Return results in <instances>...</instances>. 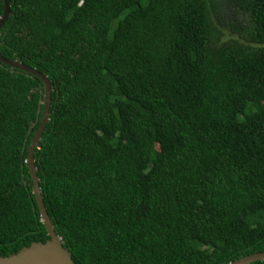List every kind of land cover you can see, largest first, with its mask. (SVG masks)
<instances>
[{
	"label": "trees",
	"instance_id": "obj_1",
	"mask_svg": "<svg viewBox=\"0 0 264 264\" xmlns=\"http://www.w3.org/2000/svg\"><path fill=\"white\" fill-rule=\"evenodd\" d=\"M8 7L0 55L51 85L32 157L74 264L264 251V0ZM42 96L38 77L0 62V256L48 238L25 162Z\"/></svg>",
	"mask_w": 264,
	"mask_h": 264
},
{
	"label": "water",
	"instance_id": "obj_2",
	"mask_svg": "<svg viewBox=\"0 0 264 264\" xmlns=\"http://www.w3.org/2000/svg\"><path fill=\"white\" fill-rule=\"evenodd\" d=\"M3 9L0 15V26L9 13L8 0H2ZM0 62L10 67L28 72L38 77L43 85L42 111L38 126L30 138L26 150L25 162L31 181V193L37 207L39 220L44 226L48 238L44 242L33 241L27 246L6 256H0V264H74L69 252L62 247L59 237L54 233L51 222L42 203L35 166L33 164L32 151L48 119L51 85L45 75L33 67H29L19 61V58L7 59L0 55ZM264 259V251H258L239 257L228 264H247L252 261Z\"/></svg>",
	"mask_w": 264,
	"mask_h": 264
},
{
	"label": "rangeland",
	"instance_id": "obj_3",
	"mask_svg": "<svg viewBox=\"0 0 264 264\" xmlns=\"http://www.w3.org/2000/svg\"><path fill=\"white\" fill-rule=\"evenodd\" d=\"M224 8V7H223ZM227 9H232L231 7H229V8H227ZM229 15H230V13H229ZM236 16H238L237 14H236ZM236 34H229L228 33V31H226L225 29H224V35H223V38H229V37H233V36H235Z\"/></svg>",
	"mask_w": 264,
	"mask_h": 264
}]
</instances>
